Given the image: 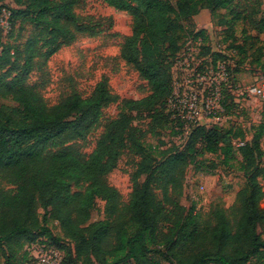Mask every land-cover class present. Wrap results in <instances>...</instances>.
Listing matches in <instances>:
<instances>
[{"label": "trees", "instance_id": "obj_1", "mask_svg": "<svg viewBox=\"0 0 264 264\" xmlns=\"http://www.w3.org/2000/svg\"><path fill=\"white\" fill-rule=\"evenodd\" d=\"M14 1L20 8L12 10V29L21 19L31 31L18 46L0 51V253L5 264H26L22 246L44 237L62 251L53 222L73 244L62 264H264V123L251 141L241 134L244 146L236 150L232 130L193 127L183 148L163 152L160 160L134 126L146 113L154 124L183 128L167 106L172 70L190 39L202 38V46L206 41L205 32L191 30L181 42L188 21L204 9L212 15L225 9L232 17L220 19L221 25L233 30L242 21L263 34V0L241 11L232 9L235 0H103L131 16L132 32L120 56L148 83L150 93L139 100L120 99L103 78L90 96L72 93L55 105L30 82L31 74L79 37H97L99 26L76 13L80 0ZM224 95L229 114L228 88ZM113 104L119 113L105 121L95 149L83 156L77 143L102 124L104 109ZM199 144L226 159L238 151L245 177L234 205L215 206L207 216L179 202L188 166L204 164ZM126 151L140 157L128 204L108 182ZM2 180L12 187L3 188ZM73 186L86 188L73 192ZM97 199L105 202L107 220L93 222Z\"/></svg>", "mask_w": 264, "mask_h": 264}, {"label": "rangeland", "instance_id": "obj_2", "mask_svg": "<svg viewBox=\"0 0 264 264\" xmlns=\"http://www.w3.org/2000/svg\"><path fill=\"white\" fill-rule=\"evenodd\" d=\"M253 4L254 0H235L232 9L241 11L243 7ZM0 6H7L12 10L20 8L14 0H0ZM262 7L264 8V0ZM76 13L97 24L100 34L97 37H79L71 46L63 47L56 53L44 69H36L31 74L30 82L38 84L47 103L55 105L72 93L88 97L103 78L109 80L113 94L120 99L139 100L148 96L150 93L148 83L120 56L124 39L132 32L131 16L108 6L103 0H80ZM223 17L228 19L232 17L229 10H219L215 15L207 9L202 10L185 24L181 42L184 40L186 42L185 38L191 30L203 31L206 41L205 46H200L201 53L197 57V65H205L215 56L222 57L227 62L232 109L219 120H203L202 125L206 128L232 130L237 136L233 138L236 150L238 147L235 143L241 142V134L245 141H251L264 123V99L247 94V88L264 76V33H256L242 21L230 30L228 26L220 24ZM30 31V25L17 19L10 33L0 32V51L8 45L18 46L25 41ZM193 68L194 66L191 67ZM184 73L185 71L177 68L174 74L181 91L188 89ZM205 87L197 85L199 98L205 95ZM118 113V104L104 109L102 124L86 140L79 141L76 145L83 156L86 157L93 152L105 121L115 118ZM134 126L144 132L143 142L156 160L162 158L163 152L183 148L194 129L191 127L187 133L186 129L178 128L169 122L161 121L154 124L146 113L137 116ZM261 142L264 150V142ZM199 153V159L203 160L204 164L200 165L199 169L195 164L188 166L184 194L179 202L186 210L194 207L195 213L207 216L215 206L222 205L228 209L234 205L238 191L245 186V177L238 151L226 159L220 152L206 153L199 144ZM139 161V156L126 151L119 161L118 168L108 177L109 184L120 192L125 204L130 200L133 187L131 177ZM1 182L5 189L12 187L3 180ZM261 184L264 187V179L261 180ZM85 188L86 186L80 188L73 186L72 191H84ZM38 212L43 214L42 209ZM91 214L93 222L107 220L105 202L97 199ZM161 227L166 229L167 225L163 223ZM50 228L53 236L61 239L60 245L63 246V250H58L63 258L68 252H73V244L64 236L59 224L53 222ZM52 244L54 243L51 240L44 237L33 244H24L20 254L28 253L29 264H32L35 251L43 246L47 248L54 246ZM28 261L26 260V264ZM0 264H5L1 253Z\"/></svg>", "mask_w": 264, "mask_h": 264}, {"label": "built area", "instance_id": "obj_3", "mask_svg": "<svg viewBox=\"0 0 264 264\" xmlns=\"http://www.w3.org/2000/svg\"><path fill=\"white\" fill-rule=\"evenodd\" d=\"M13 11L7 6H0V32L9 33L12 29ZM202 38L190 39L176 59L172 70L173 93L167 100L168 110L172 119L180 123L189 133L190 128L203 126V120H219L226 114L224 106V90L231 88L229 85L230 72L228 64L222 59L214 62L210 59L205 65H197L200 56ZM191 69V67H193ZM199 67L201 68L199 70ZM177 68L185 71L184 76L188 89L180 90L175 80ZM197 85H205V95L199 98ZM247 94L264 99V77L247 88ZM239 148L244 142L235 143ZM32 264H62L63 256L58 248L43 246L33 254Z\"/></svg>", "mask_w": 264, "mask_h": 264}]
</instances>
